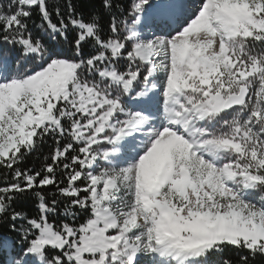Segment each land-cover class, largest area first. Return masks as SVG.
Wrapping results in <instances>:
<instances>
[{"label":"snow or ice","instance_id":"1","mask_svg":"<svg viewBox=\"0 0 264 264\" xmlns=\"http://www.w3.org/2000/svg\"><path fill=\"white\" fill-rule=\"evenodd\" d=\"M0 264H264V0H0Z\"/></svg>","mask_w":264,"mask_h":264}]
</instances>
